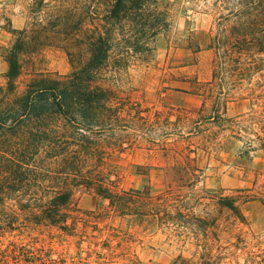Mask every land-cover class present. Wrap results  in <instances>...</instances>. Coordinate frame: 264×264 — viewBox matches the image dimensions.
Instances as JSON below:
<instances>
[{
  "label": "rangeland",
  "instance_id": "obj_1",
  "mask_svg": "<svg viewBox=\"0 0 264 264\" xmlns=\"http://www.w3.org/2000/svg\"><path fill=\"white\" fill-rule=\"evenodd\" d=\"M214 1L196 6L160 0L165 24L147 41L148 50L134 52L115 40L100 72L108 80L95 83L112 92L116 113L111 126L88 140L97 151L85 155V166L115 181L116 192L142 193L128 201L129 212L122 214L94 189L77 184L68 173L76 156L49 158L41 151L28 191L44 200L70 191L69 227L32 223L16 200L33 197L28 191L11 193L0 205V223H14L0 230V264H264V128L251 123L252 117L264 119V52L243 58L238 68L225 65L214 76L212 38L218 23L226 30L234 24L232 18L218 22ZM77 4L0 0V88L14 31H29L20 91L37 73L66 76L73 65L88 61L86 31L111 0L79 7L77 21L85 33L78 32L77 46L50 36L56 22L38 24L52 17V5ZM68 51H75V64ZM249 65L252 72L239 76ZM230 118L241 125L229 126ZM168 194L172 200L157 199ZM236 195L246 197L239 202L242 220L216 202Z\"/></svg>",
  "mask_w": 264,
  "mask_h": 264
},
{
  "label": "trees",
  "instance_id": "obj_2",
  "mask_svg": "<svg viewBox=\"0 0 264 264\" xmlns=\"http://www.w3.org/2000/svg\"><path fill=\"white\" fill-rule=\"evenodd\" d=\"M76 1L79 4L71 8L52 5L49 21L44 24L38 22L41 27L56 22L50 36H60L66 45L77 46L76 43L80 41L76 38L82 30L77 21V11L89 0ZM159 1L111 0L110 7L95 17L93 29L86 31V47L90 55L88 61L81 67L73 65V71L66 76L53 77L37 73L21 91V55L28 45L25 38L29 31H14L15 42L5 56L8 63L4 75L6 84L0 88V205H4L6 197L13 192L23 194L28 191V175L38 172L37 158L41 151L49 158L67 152L76 156L77 162L68 173L74 174L78 185L94 189L97 197L109 201L122 214L129 212L128 201L135 200L142 193L116 192L118 186L115 181L106 179L100 172L92 173L85 166L88 160L85 155L92 157L97 151L89 146L91 144L87 145L88 140L91 135L101 133V127L111 126L110 116L116 113L112 105V92L95 83L108 80L100 72L107 64L115 40H124L134 52L148 50L147 41L158 35L162 24H165ZM189 1L196 6L207 3V0ZM212 6L219 13L218 22L227 18L234 20L228 30L221 28V23H218L217 33L211 41L210 46L216 53V76L219 68L225 65L232 69L238 68L243 58H253L257 52H264V0H215ZM31 11H34V6ZM74 54L75 51H68L72 64H75ZM254 68V65L239 68L238 75L245 77ZM226 122L232 127L242 123L235 118L227 119ZM251 123L264 128L262 118L252 117ZM28 192L32 199L24 200L19 196L16 200L25 218L35 224L49 223L63 230L69 227L67 220L72 210L70 191L59 192L48 200L41 199L34 191ZM245 198L241 195L221 196L216 202L242 220L239 202ZM157 199L164 202L172 200V196L161 195ZM13 224L0 223V230L12 228ZM199 230L205 232L203 228Z\"/></svg>",
  "mask_w": 264,
  "mask_h": 264
}]
</instances>
